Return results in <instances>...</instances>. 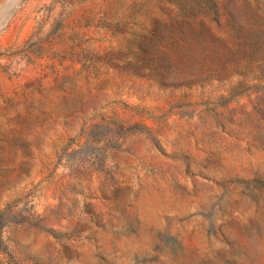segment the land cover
Listing matches in <instances>:
<instances>
[{
  "label": "rangeland",
  "instance_id": "374dc122",
  "mask_svg": "<svg viewBox=\"0 0 264 264\" xmlns=\"http://www.w3.org/2000/svg\"><path fill=\"white\" fill-rule=\"evenodd\" d=\"M0 264H264V0H0Z\"/></svg>",
  "mask_w": 264,
  "mask_h": 264
}]
</instances>
